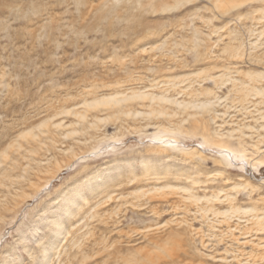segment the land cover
<instances>
[{
  "label": "rangeland",
  "instance_id": "rangeland-1",
  "mask_svg": "<svg viewBox=\"0 0 264 264\" xmlns=\"http://www.w3.org/2000/svg\"><path fill=\"white\" fill-rule=\"evenodd\" d=\"M86 3L75 7L73 0H0V170L9 167L3 151L13 158L17 154L10 146L18 142L26 148L19 139L23 131L53 116L69 123L73 117L66 109L81 110L82 101L94 94L148 89L152 83L162 89L168 79L200 71L228 73L246 84L249 75L264 77V19L257 15L237 20L232 12L219 17L208 0H191L186 7L181 0ZM248 11L240 10L242 15ZM231 30L238 35L232 46L241 44L245 57L223 50ZM254 42L256 48L249 45ZM200 84L214 86L212 81ZM250 85L264 91V78ZM192 87L198 88L197 83ZM217 94L230 95L229 101L234 96L225 87ZM249 102L246 107L253 115H242L238 104L221 129L249 122L264 137L259 129L264 125V97ZM206 119L197 121L209 124ZM193 123L189 120L173 135L163 134L176 139L167 152L152 141L160 127L169 125L165 119L113 117L83 132L73 125L77 133L69 139L56 136L54 149L44 148L35 156L43 167L30 162L23 178L0 187V264H264L249 243L263 242L264 231L248 233L240 223L243 229L235 231L234 239L209 238L198 212L200 207L225 210L230 205L224 200L227 195L235 197L237 206L264 209V167L254 174L235 164L224 170L216 150H199L205 136ZM215 126L208 125L209 133ZM69 148L73 154L62 153ZM259 148L264 151V138ZM50 180L51 186L43 190ZM243 180L257 190L250 195L231 190ZM79 184L83 187L76 192ZM181 188L219 201L190 204ZM141 192L145 195L139 197ZM68 209H73L69 217ZM208 218H213L210 213ZM57 220L68 233L43 258L42 247L54 240ZM222 225L219 230L225 229ZM171 239L180 241H166Z\"/></svg>",
  "mask_w": 264,
  "mask_h": 264
},
{
  "label": "bare ground",
  "instance_id": "bare-ground-1",
  "mask_svg": "<svg viewBox=\"0 0 264 264\" xmlns=\"http://www.w3.org/2000/svg\"><path fill=\"white\" fill-rule=\"evenodd\" d=\"M208 1L212 4V9L214 13L217 14V16L219 17H224L228 15L230 16L232 12H235L234 16L236 15L238 16L236 17L237 20L243 18L254 19L255 15H257L256 17H258L259 20L264 19V13L261 12V8L259 7L261 0H250L251 6L248 8L249 11L245 15H242V13L240 12V10L242 9H236L232 6L234 0H208ZM236 35L237 34L234 33L233 30L229 31L228 33L229 41L228 43L225 44L223 50L234 52L238 56L245 57L244 56L245 52L244 53L241 52L242 51L241 44L235 47L232 46V44L238 40L236 38ZM249 45L256 48V42L251 43ZM191 76L197 78L198 80H194V78H192ZM263 78L264 77L262 76V74L249 75V82L251 83L253 80L260 81ZM185 81H188L187 85L184 86L183 89H180V84H183ZM207 81L213 82L214 84L213 88H202L200 83L202 82L204 83ZM192 83H197L198 88L192 87ZM250 83L246 84L243 80L234 79L233 76L229 75L228 73H222L217 76H212L205 71H200L193 75L168 79L165 82L166 88L164 87L162 89L157 87L158 83H152L150 84L148 89L143 87L144 88V89L142 88L143 90L124 89L121 91L113 90L112 92L99 94V95L94 94L90 97L89 100L85 99L82 101L80 105L81 110L78 111L79 108L74 109L75 107H69L68 110L66 109L64 113L71 115V117H73V120L70 121L69 123H65L63 120H57L55 118L56 116H53L46 118L40 121L37 125L30 127L26 131H23L19 135V139H21L27 145L26 148H23V145L16 142L14 145L10 147L14 149V153L17 154V157L11 158L5 151H3L2 153L4 159H9V163H8L9 167L8 168L2 167L0 170V187L4 188V186L7 185V183H11L14 180L23 178L22 175L26 173L28 170H30L29 167L30 162L35 163V166L37 167H43L44 164H41V161H37L35 156H37L38 153L44 148L50 147L51 149H54L55 145L57 144V141L55 139L56 136L59 137L60 139H64V138L69 139V137L71 138L73 135H75L77 131L73 127V125H75V127L80 126L83 132V130L85 129L86 130L96 129L99 123H102L107 119L113 117L116 118L130 117V119L141 118L145 120H150V119L167 120V124H169L168 125L169 127L167 126L168 127L167 128V127L159 126L160 127L159 130L161 132L156 131L157 133L153 134V137L151 136L152 141L154 143H157L156 148H158L159 150L162 149L161 151L164 152H167V149H171L174 147L171 144L176 143V139H174L173 136L172 138L171 137L166 138L163 134L173 135L175 134V132L178 133V131L181 130V127L184 126L185 123L189 122V120H193L195 121V124L193 123L194 124L193 126L197 128V130L199 129L200 132L203 133V136H205L202 137L203 145H201L202 148H199V150L200 149L216 150L215 151L216 158L219 161L220 166L223 167V169L230 167L232 164H235L237 165L239 170H242L243 172H245V170L246 171L248 170L250 173L252 172L251 174H254L255 172H257L258 170L264 167V151H261V149L259 148L260 139H263L264 137L261 136V134L258 131V128L255 129V125L253 127L249 124V122H245V123L238 122L235 124L234 128L232 126L230 127V129H226V130L221 129L223 127L222 124H225L224 118L230 117L228 116L230 109L240 104L242 105L241 108L243 112L242 115L244 116L250 115L252 111L249 110V107H246L247 104H251V102H249V99L252 97H260V98L264 97V91L253 87L252 85H250ZM162 85L164 86V83ZM223 87L227 89L228 94H233L235 96V97L231 96V101H229L230 95L219 96L217 94V92H219V90L222 89ZM228 87L230 88L228 89ZM170 90L174 91L173 95H170L169 93ZM180 96L182 97L185 96L187 99L186 98L183 99L182 97L180 98ZM226 102H229L230 105L227 106V104H225ZM242 102H246V103H242ZM258 103L261 104L262 102H258ZM134 105L140 106L141 110H144V112L135 110L132 107ZM235 109L236 107L233 109V111H235ZM91 112L92 113L94 112V115L92 114L93 115L92 117L90 116ZM102 112L106 113L105 117L97 116L98 113H102ZM256 112H258V110H256ZM95 113H97V115ZM177 118L179 119L177 120L178 122L175 120ZM197 118H207L206 121H208L209 124L212 123L216 126L214 127L213 131L209 133V129H208L209 124L204 121H197ZM246 118L248 119V117ZM260 119L264 120V116H260ZM174 120L176 121L177 125H173L172 122ZM254 121L256 122L258 121V119ZM217 123L219 124L217 125ZM159 127L157 126V128ZM259 129L264 130V125L260 126ZM253 132L257 133L255 137L257 138L256 142H253V137H252ZM91 137L92 136H90V139ZM246 140H249V142ZM249 149L252 152H250ZM22 150L23 152H21ZM196 152L197 151L195 149V150H191V152H188L187 154H195ZM62 153L65 155H71L73 154V151L71 148H69L62 151ZM19 158L23 160H27V162L23 165V163L20 162ZM15 171H17V173H15ZM51 181L52 180L46 183L43 190H46L48 189V187L51 186ZM80 183L82 182L80 181ZM82 187L83 184H79L78 189H75L76 192L80 191ZM178 190L182 191V193L185 194L186 198L184 199L185 201H189L190 204L191 202L197 204L201 200H204L207 203L213 201H219V198L217 196H212L210 198L203 197V199L198 196H195L190 188H181ZM231 190L237 192L240 190L247 191L249 192L250 195L252 192L257 190V187L251 185L250 182L243 180L234 183L231 187ZM159 191L161 190H155V191L152 190L149 192L157 193ZM70 195L72 197V194ZM144 195L145 192H141L138 194L139 197ZM224 200H229L230 205L226 207V209L223 211H217L213 207L198 208V212L200 213L201 218L204 219L205 221V225L208 233L206 235L207 237L220 238V239L233 237L234 239L235 231L238 230L240 232L243 229V227H240V223L245 224L244 230L248 233L252 231L254 232L264 231L263 208H259L256 205H251L249 207L237 206L233 204V201L235 200V197L233 196L227 195ZM71 205L77 206V203H75V201H71ZM72 210L73 209H68V211L65 212V215L67 217L71 216L73 212ZM209 213L213 217L212 219L208 218ZM219 217L221 218V220H219ZM234 219H236L235 224H231V220H233L234 222ZM222 224L225 225V229L219 230L217 226H220ZM54 226L56 227L54 230V238H53L54 240L48 242L47 244L48 247H42L44 250L42 255L43 258H46L48 256V251H49L48 248L53 249L54 247H56V245L60 243L64 239L65 235L68 233L64 229L63 221L57 220L54 223ZM172 231L174 232V230ZM241 235H243V233H241ZM172 236L174 237V235ZM59 237H61L62 240H60ZM166 241H174V240L171 239ZM179 241H174V242L179 243ZM201 243L203 245V241H201ZM249 243L253 246V248H255V251L257 250L258 252L257 255L259 256V257L257 256V258H259V261H264V254L260 253V251L264 249V244H262L264 243V241L258 243H251L249 241ZM161 251L164 252L163 249H161ZM224 252L228 253L227 250H225ZM250 254L252 253L250 252ZM83 261H85V259H83ZM4 264H8V263H4Z\"/></svg>",
  "mask_w": 264,
  "mask_h": 264
},
{
  "label": "snow or ice",
  "instance_id": "snow-or-ice-1",
  "mask_svg": "<svg viewBox=\"0 0 264 264\" xmlns=\"http://www.w3.org/2000/svg\"><path fill=\"white\" fill-rule=\"evenodd\" d=\"M191 3V0H181V4L183 6H188V4ZM73 6L75 7H87L86 0H73ZM236 9H248L251 6L250 0H234V3L232 5ZM164 7H168L167 4L164 5ZM261 8V12L264 13V0H261V3L259 5Z\"/></svg>",
  "mask_w": 264,
  "mask_h": 264
}]
</instances>
